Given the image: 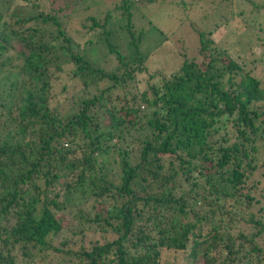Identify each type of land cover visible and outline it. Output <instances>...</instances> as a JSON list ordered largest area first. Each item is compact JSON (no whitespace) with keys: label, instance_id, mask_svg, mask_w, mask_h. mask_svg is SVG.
Listing matches in <instances>:
<instances>
[{"label":"trees","instance_id":"16d2710c","mask_svg":"<svg viewBox=\"0 0 264 264\" xmlns=\"http://www.w3.org/2000/svg\"><path fill=\"white\" fill-rule=\"evenodd\" d=\"M31 7L0 9V75L15 76L0 100V264H264V86L210 40L217 26L153 74L139 3ZM233 114V141L214 140ZM232 202L246 211L225 224Z\"/></svg>","mask_w":264,"mask_h":264},{"label":"rangeland","instance_id":"374dc122","mask_svg":"<svg viewBox=\"0 0 264 264\" xmlns=\"http://www.w3.org/2000/svg\"><path fill=\"white\" fill-rule=\"evenodd\" d=\"M86 1H93L94 5H89L88 8L82 10L80 5L82 0H41V6L44 11L50 7L66 8L65 12L67 13H71L76 8L78 11L76 14L73 11V15L79 16L86 12L98 11V9L108 10L112 2L118 0ZM133 1L139 3L136 13L138 12L142 17V24L137 26L142 32L140 50L147 54V66L151 67L149 72L154 74L157 71L163 73L174 71L180 64L181 54L184 51L188 56L193 53L197 42L196 31L205 32L211 30L215 25L217 28L212 32L210 40L228 54L231 62L239 67L241 74L247 73L261 86H264V0H228L229 3L224 4L211 3V0ZM32 4H35V0H0V9L8 14L26 15L34 13V10H31ZM95 49L94 52L88 50L86 54L98 61L101 58L100 48L96 47ZM3 75H0V100L5 97L8 101V86L13 82L15 76L9 75L4 79ZM137 87L138 91H142L143 81L137 83ZM255 104L264 106V101ZM139 110L144 109L139 107ZM262 110L264 111V107ZM235 118V114L227 118L228 121H225L223 130L219 131L213 139L220 142L221 137H229L227 144H230L236 136L232 126ZM221 121L223 122L224 118ZM136 128L138 129L130 132L131 139L142 138L141 136L146 133L142 124L137 125ZM262 135V139L255 143L258 150L257 165L261 162L264 163V131ZM263 171V167H259L252 177L253 179L251 178L252 182ZM256 186L255 197L258 194L263 195L264 181ZM209 198H211V206H215L212 197ZM217 203L222 205L223 201L218 200ZM257 207H252L251 211L256 212ZM204 208L207 209V207ZM245 211L244 207L239 209L232 202L229 210L224 211L222 220L228 224L233 217L244 215ZM243 223L241 221L236 226L241 225L250 230V224Z\"/></svg>","mask_w":264,"mask_h":264}]
</instances>
